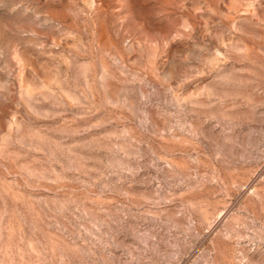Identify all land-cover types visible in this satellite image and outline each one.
Here are the masks:
<instances>
[{"label":"rangeland","instance_id":"obj_1","mask_svg":"<svg viewBox=\"0 0 264 264\" xmlns=\"http://www.w3.org/2000/svg\"><path fill=\"white\" fill-rule=\"evenodd\" d=\"M0 264H264V0H0Z\"/></svg>","mask_w":264,"mask_h":264}]
</instances>
